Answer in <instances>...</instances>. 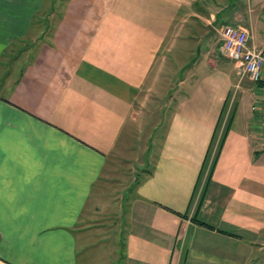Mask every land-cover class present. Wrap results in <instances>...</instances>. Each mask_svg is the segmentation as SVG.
Segmentation results:
<instances>
[{
    "label": "crops",
    "instance_id": "obj_1",
    "mask_svg": "<svg viewBox=\"0 0 264 264\" xmlns=\"http://www.w3.org/2000/svg\"><path fill=\"white\" fill-rule=\"evenodd\" d=\"M56 1L32 37L48 0H0V264H264L261 90L219 36L243 28L264 56V0ZM27 39L13 70L2 60ZM177 71L155 163L122 195L121 226L96 224L111 157ZM98 233L110 242L94 254Z\"/></svg>",
    "mask_w": 264,
    "mask_h": 264
},
{
    "label": "rangeland",
    "instance_id": "obj_2",
    "mask_svg": "<svg viewBox=\"0 0 264 264\" xmlns=\"http://www.w3.org/2000/svg\"><path fill=\"white\" fill-rule=\"evenodd\" d=\"M56 2L59 3L62 2V0H57ZM55 8L56 7H53L52 5V0H48L45 11L39 16V18H37L35 26H33L34 28L32 37H34L38 33H41V31H47L48 23L51 21L50 19L57 14L59 16L61 15V10L52 12L53 10H56ZM30 39H27L26 41L15 42L9 48L7 52L8 55H5L2 62L5 63L9 61L7 63L12 65V69L14 70L16 68V65L19 64L18 56L23 53L22 48H24L25 44L29 43L30 41H32L33 43V40ZM220 42L221 44H223L222 39L220 40ZM220 48L222 53V46ZM21 60L23 61V59ZM182 74L183 73L179 71L174 72L173 77L171 78L173 82L170 81L171 85L165 83V80L162 81L161 79H159L158 85L154 87L155 94L153 93L152 98H150L151 102H153L152 104L155 105V109H166L156 113L157 116H147V114L142 115L138 124L124 134V137L121 140V142H124V144H119V148H116V151L114 152L115 154H113L109 161L110 166L107 167L105 175H103V179L97 185V189H95L98 191L99 188L103 187V192L106 194V203L108 204L105 207V215H103L102 218L98 219L100 223L96 224L106 225L105 228H110L112 226H121L122 217L120 216V213L123 211V209L120 212L119 206L121 204L123 205L125 201L123 198L124 196L125 199L132 196V191L135 190V179L139 178V180H143L145 178L144 170H151L153 164L156 161L157 154L161 147V135L165 132L169 121L168 119L166 120V116L168 113L167 104L169 99L172 98L174 91L176 90L174 86L177 85ZM2 94L3 92L0 91V96ZM122 195L124 196L122 197ZM198 196H200V191L196 194V197ZM198 198L195 201L196 204L198 203ZM115 203L118 204L115 205ZM90 207L87 211H90ZM108 209L115 212L111 214L107 213ZM86 218L87 214L83 217V219ZM96 241L102 243L99 244V248L96 246L97 248L93 249L94 254L98 253L99 251L106 252L109 246L110 236L105 235L96 237ZM103 254L106 255V253L104 252ZM108 254L110 257H112L113 250H110ZM106 258H108V256H106Z\"/></svg>",
    "mask_w": 264,
    "mask_h": 264
},
{
    "label": "built area",
    "instance_id": "obj_3",
    "mask_svg": "<svg viewBox=\"0 0 264 264\" xmlns=\"http://www.w3.org/2000/svg\"><path fill=\"white\" fill-rule=\"evenodd\" d=\"M219 36L223 43L222 52L239 64L240 79H248L260 87L262 144L264 147V56L261 52L249 47V33L243 28L226 26L219 31Z\"/></svg>",
    "mask_w": 264,
    "mask_h": 264
},
{
    "label": "trees",
    "instance_id": "obj_4",
    "mask_svg": "<svg viewBox=\"0 0 264 264\" xmlns=\"http://www.w3.org/2000/svg\"><path fill=\"white\" fill-rule=\"evenodd\" d=\"M231 129V123L229 122L226 126V128L224 129L221 137L219 139H217V133H215V135L212 138L211 144L209 145V149L207 151V155L205 158V161L203 163V167L201 170V178L206 174L207 172V178H206V182H205V189L207 188L209 182L211 181L212 177H213V173L215 170V167L218 163V160L220 158L221 152L223 150L224 144L226 142L227 136L229 134V131ZM204 196H202L203 198ZM202 198L200 200V202L202 201ZM199 202V208L201 206V203ZM186 217V215H185ZM195 221L197 223H199L202 226H206L209 228H212L211 226L207 225L206 223H203L201 221H198L195 219Z\"/></svg>",
    "mask_w": 264,
    "mask_h": 264
},
{
    "label": "water",
    "instance_id": "obj_5",
    "mask_svg": "<svg viewBox=\"0 0 264 264\" xmlns=\"http://www.w3.org/2000/svg\"><path fill=\"white\" fill-rule=\"evenodd\" d=\"M209 30H210V32H209L207 35H205L204 37H202V38L200 39V43H199V45H198V49H200L201 44H202L206 39H208V38H210V37L213 36V34H214V27L209 26Z\"/></svg>",
    "mask_w": 264,
    "mask_h": 264
}]
</instances>
